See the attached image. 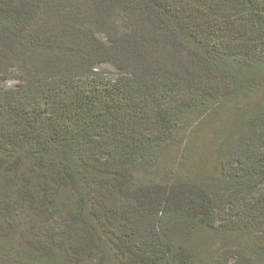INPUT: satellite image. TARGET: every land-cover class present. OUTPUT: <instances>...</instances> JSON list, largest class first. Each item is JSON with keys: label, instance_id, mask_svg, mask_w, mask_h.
Here are the masks:
<instances>
[{"label": "trees", "instance_id": "1", "mask_svg": "<svg viewBox=\"0 0 264 264\" xmlns=\"http://www.w3.org/2000/svg\"><path fill=\"white\" fill-rule=\"evenodd\" d=\"M239 100L218 176L164 181L180 126ZM113 257L263 264L264 0H0V264Z\"/></svg>", "mask_w": 264, "mask_h": 264}, {"label": "rangeland", "instance_id": "2", "mask_svg": "<svg viewBox=\"0 0 264 264\" xmlns=\"http://www.w3.org/2000/svg\"><path fill=\"white\" fill-rule=\"evenodd\" d=\"M101 67L106 69L109 75L114 76L115 71L111 65H102ZM15 84V80H9L4 84V87H13ZM237 102L227 104L220 103L199 121L186 122L180 126L176 142L171 143V145L162 152L160 170L164 181H170L177 177L187 179L198 175L218 176L217 162L219 156L216 151L215 141L221 132L227 131L226 129L230 127V111L236 104L241 105L243 101L239 100ZM245 102H248V100ZM245 102H243V104ZM149 178L150 177H145L144 179ZM160 178L158 174V177L155 178L154 181L159 182ZM25 225L23 221L22 224L19 225L18 231L25 232ZM18 241V245L22 246V239L19 238ZM250 243V238H243L242 245L247 249V253L249 254L251 247ZM217 247H219L218 239H214L210 236L207 240V252L214 256ZM117 261L118 260L113 257L104 264H117ZM232 263L231 261L227 262V264ZM209 264L225 263L221 261Z\"/></svg>", "mask_w": 264, "mask_h": 264}]
</instances>
